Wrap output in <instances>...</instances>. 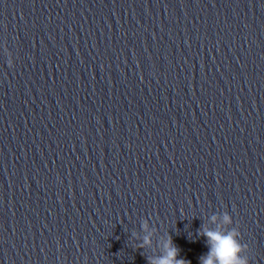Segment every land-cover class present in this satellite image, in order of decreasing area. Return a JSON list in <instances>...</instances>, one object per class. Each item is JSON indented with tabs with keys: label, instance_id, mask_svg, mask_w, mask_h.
Returning <instances> with one entry per match:
<instances>
[{
	"label": "clouds",
	"instance_id": "clouds-1",
	"mask_svg": "<svg viewBox=\"0 0 264 264\" xmlns=\"http://www.w3.org/2000/svg\"><path fill=\"white\" fill-rule=\"evenodd\" d=\"M203 234L208 238L211 250L206 258L201 259V264H248L240 254L243 246L240 245L235 234L215 231H206ZM167 246L166 255L157 261H149V264H191L190 261L176 259L179 250L172 245L170 238Z\"/></svg>",
	"mask_w": 264,
	"mask_h": 264
}]
</instances>
